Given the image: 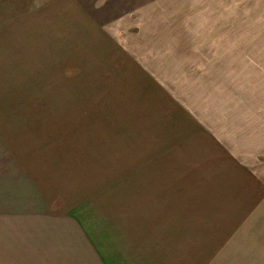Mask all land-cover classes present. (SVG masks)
<instances>
[{"label":"crops","instance_id":"1","mask_svg":"<svg viewBox=\"0 0 264 264\" xmlns=\"http://www.w3.org/2000/svg\"><path fill=\"white\" fill-rule=\"evenodd\" d=\"M25 1L0 15V264H264V99L181 80L229 0ZM119 116L157 161L132 184Z\"/></svg>","mask_w":264,"mask_h":264},{"label":"rangeland","instance_id":"2","mask_svg":"<svg viewBox=\"0 0 264 264\" xmlns=\"http://www.w3.org/2000/svg\"><path fill=\"white\" fill-rule=\"evenodd\" d=\"M20 1L24 2V0H0V15L8 14L14 8L20 7L23 3ZM31 2L32 6L35 5L34 10H39V14L46 7L43 0L25 1V4L30 6ZM228 4L230 14L232 12L238 14L230 17L229 21L230 29L234 31L229 33H196L193 37L198 42L197 48L194 50L195 53L192 57L185 58L187 63L183 64L182 67L193 68L196 66L198 70L193 71L190 76H183L181 80L185 84V92L189 93L190 89L187 83L190 79L199 82L202 79L201 76H230V81L236 83L237 91L238 88H243L245 104L249 103L248 100L250 99L255 100L254 104H259L264 99V0H229ZM243 24L244 32L240 33L237 30ZM254 28L263 30L257 32L254 31L256 30ZM190 61L196 64H188ZM192 92H195V89ZM120 118L121 116L118 117L120 120L118 124L123 126L122 129L129 131L127 137L122 135V139L118 140L117 149V184L124 185L126 183L132 184L133 179L139 180L140 173L145 172L146 174L153 164L157 165V161H153L154 158L152 157L148 159L147 154H139V150H128L129 146L133 149L136 147L134 143L130 142L135 133L147 134L149 132V122H146V127L144 126V129L140 130L138 127H134V124L138 122L133 123L132 127L126 128L127 125L125 122H121ZM131 120L132 122L135 121L134 118ZM122 132L124 134V130ZM136 137L140 136L137 135ZM128 142L131 145H126ZM146 148L151 149L150 146Z\"/></svg>","mask_w":264,"mask_h":264}]
</instances>
